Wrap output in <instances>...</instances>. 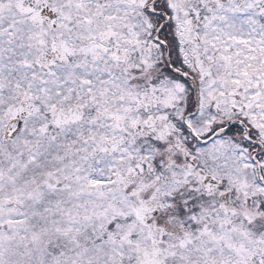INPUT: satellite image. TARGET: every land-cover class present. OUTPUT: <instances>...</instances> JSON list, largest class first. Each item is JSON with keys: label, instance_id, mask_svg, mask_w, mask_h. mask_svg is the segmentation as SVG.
<instances>
[{"label": "snow or ice", "instance_id": "obj_1", "mask_svg": "<svg viewBox=\"0 0 264 264\" xmlns=\"http://www.w3.org/2000/svg\"><path fill=\"white\" fill-rule=\"evenodd\" d=\"M0 264H264V0H0Z\"/></svg>", "mask_w": 264, "mask_h": 264}]
</instances>
